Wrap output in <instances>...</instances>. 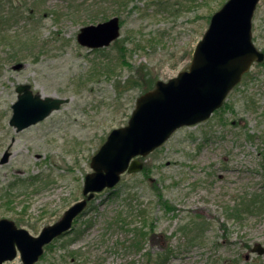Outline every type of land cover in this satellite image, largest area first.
<instances>
[{
	"label": "rangeland",
	"instance_id": "rangeland-1",
	"mask_svg": "<svg viewBox=\"0 0 264 264\" xmlns=\"http://www.w3.org/2000/svg\"><path fill=\"white\" fill-rule=\"evenodd\" d=\"M122 1L119 14L114 0L0 2V16H13L0 30L14 40L0 48V157L12 145L0 166V219L31 235L82 199L90 160L107 135L128 124L137 98L156 82L188 70L211 15L228 0ZM114 16L121 19L115 43L78 44L82 27ZM252 36L264 52V0ZM19 84L68 102L16 133L8 122ZM141 161V172L96 194L36 264H264L251 252L264 247V61L208 120L178 129ZM255 198L256 210L231 218Z\"/></svg>",
	"mask_w": 264,
	"mask_h": 264
},
{
	"label": "water",
	"instance_id": "water-1",
	"mask_svg": "<svg viewBox=\"0 0 264 264\" xmlns=\"http://www.w3.org/2000/svg\"><path fill=\"white\" fill-rule=\"evenodd\" d=\"M259 0H228L215 12L197 44L188 70L166 83L158 81L154 90L141 95L125 127L112 130L106 142L92 157L93 170L85 176L86 199L71 206L56 223L37 237L17 229L6 219L0 220V264L15 259L17 249L22 264H35L43 248L54 238L70 230L74 218L95 193L113 188L123 173L140 172L146 157L163 145L179 128L207 120L220 108L228 93L241 81L251 65L264 60L252 42V18ZM120 36L117 17L80 29L77 42L91 49L109 46ZM21 64L14 66L20 69ZM17 101L9 124L21 131L45 119L67 100L45 97L32 92L29 84L16 88ZM138 157V158H137ZM6 152L0 165L8 162ZM17 248V249H16ZM253 253L264 255L261 244Z\"/></svg>",
	"mask_w": 264,
	"mask_h": 264
},
{
	"label": "trees",
	"instance_id": "trees-1",
	"mask_svg": "<svg viewBox=\"0 0 264 264\" xmlns=\"http://www.w3.org/2000/svg\"><path fill=\"white\" fill-rule=\"evenodd\" d=\"M1 2V0H0ZM126 4H124V2L121 0V2L119 4H117V2L114 0V14H119L120 10H121V6H125ZM100 13V18H104L105 17V12H99ZM13 16L11 15H2L0 16V28L1 26H6L8 24L9 20H12ZM20 39V37H19ZM14 41L13 38L11 36H9L8 31H6V29H4V31L0 30V48L2 47H9L11 45V42ZM16 44V43H14ZM14 47V46H13ZM11 47V48H13ZM15 54H10V58L14 59ZM252 203L250 202H244L242 204L239 205V207L237 209H233L231 210L232 216L231 218L235 219V218H241L242 216H244L245 214L251 213L253 212V210L257 209V198L252 199L251 200ZM137 235H140V237H144L145 234L140 231L137 233ZM137 241H135V244L137 245ZM140 247V246H139ZM168 253H166L165 255H167ZM158 256V255H157ZM160 258L161 261H164L166 259V257H162V256H158Z\"/></svg>",
	"mask_w": 264,
	"mask_h": 264
},
{
	"label": "flooded vegetation",
	"instance_id": "flooded-vegetation-1",
	"mask_svg": "<svg viewBox=\"0 0 264 264\" xmlns=\"http://www.w3.org/2000/svg\"><path fill=\"white\" fill-rule=\"evenodd\" d=\"M9 124V123H8ZM10 126V125H9ZM10 127H12V126H10ZM12 129L14 130V132H16V133H19V132H21V131H17V130H15V128L14 127H12ZM14 141V137H12L11 138V142H13ZM11 146L12 145H9L7 148H6V150L1 154V157H0V160L2 159V157H3V155L6 153V152H8L9 153V158H8V162H9V160H10V158H11V156H12V152H11ZM7 162V163H8ZM1 166V165H0ZM3 219H6V220H8V221H10V222H12L13 224H14V226L15 227H18V228H22V227H20L19 225H17V223L16 222H14L13 220H10V219H8V218H1L0 220H3ZM56 222V221H55ZM24 229V228H23ZM26 230V229H25ZM34 236H36V235H34ZM7 262H9V261H5V262H3L2 264H5V263H7Z\"/></svg>",
	"mask_w": 264,
	"mask_h": 264
}]
</instances>
